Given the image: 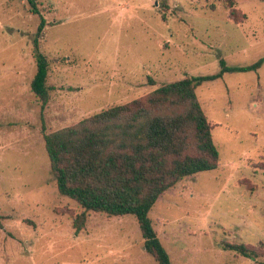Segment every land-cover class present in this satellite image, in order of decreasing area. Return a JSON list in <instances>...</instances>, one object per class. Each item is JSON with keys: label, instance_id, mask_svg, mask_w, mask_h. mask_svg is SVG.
Returning a JSON list of instances; mask_svg holds the SVG:
<instances>
[{"label": "rangeland", "instance_id": "rangeland-1", "mask_svg": "<svg viewBox=\"0 0 264 264\" xmlns=\"http://www.w3.org/2000/svg\"><path fill=\"white\" fill-rule=\"evenodd\" d=\"M0 0V264H158L133 214L82 211L59 192L44 132L186 76L264 57V0ZM42 19L43 31L38 36ZM50 99L30 83L36 39ZM220 166L185 177L149 212L172 264H264V63L197 88ZM244 243L257 258L224 248Z\"/></svg>", "mask_w": 264, "mask_h": 264}, {"label": "trees", "instance_id": "trees-1", "mask_svg": "<svg viewBox=\"0 0 264 264\" xmlns=\"http://www.w3.org/2000/svg\"><path fill=\"white\" fill-rule=\"evenodd\" d=\"M29 1L31 11L39 13L36 0ZM224 1L234 10L238 0ZM44 26L42 19L38 36ZM38 43L37 38V70L30 86L44 108L50 99L49 59ZM221 63L223 68L218 73L161 84L144 97L102 109L75 125L44 132L57 188L82 208L73 217L76 233L86 227L90 212L133 214L147 252L158 264H172L149 212L166 191L185 177L220 166L212 133L214 124L201 104L197 88L222 78L226 72L258 70L264 57L245 66H229L223 59ZM3 218L0 215V221ZM223 246L245 257L262 254L244 243Z\"/></svg>", "mask_w": 264, "mask_h": 264}]
</instances>
